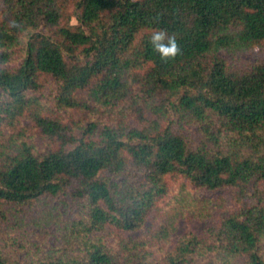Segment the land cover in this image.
<instances>
[{
    "label": "trees",
    "instance_id": "obj_1",
    "mask_svg": "<svg viewBox=\"0 0 264 264\" xmlns=\"http://www.w3.org/2000/svg\"><path fill=\"white\" fill-rule=\"evenodd\" d=\"M263 45L264 0H0V222L67 191L76 208L60 244H0V264H264V56H226ZM191 187L233 206L215 218ZM188 216L205 235L178 234Z\"/></svg>",
    "mask_w": 264,
    "mask_h": 264
},
{
    "label": "rangeland",
    "instance_id": "obj_2",
    "mask_svg": "<svg viewBox=\"0 0 264 264\" xmlns=\"http://www.w3.org/2000/svg\"><path fill=\"white\" fill-rule=\"evenodd\" d=\"M73 22H76V19H73ZM226 56L228 61L234 64V66L243 68L249 61H254L264 56V45L243 51L233 56L230 54ZM53 88V82H46L44 89L38 94L42 96V105L45 107L46 112L50 113L55 112L54 103L49 97L50 90ZM148 115L151 116L150 111H148L147 116ZM163 118L169 119L170 117L166 114ZM172 118L174 119V117ZM85 120H87V118ZM175 121L177 122L174 126L176 129L181 130L194 139V141L198 140L199 135L195 126L189 124L185 120H179V118L176 117ZM35 135L33 136V140L39 145H43V140ZM173 183L176 182L173 181ZM191 191L199 197L212 199L215 205L213 215L215 218H218L233 206L234 188L225 187L216 190H197L191 187ZM71 199V195L69 191H67L57 197H44L42 202L34 203L30 206L27 205L17 209L13 207L10 208L11 212L8 220L0 222V244H6V249L10 254L19 260H22L25 255H37V250H40V254H44L55 243L60 244V240L57 239V236H59L62 231L60 228L67 220L73 217L76 210ZM210 223V219L200 220L196 217L188 216L180 220L177 232L178 234L194 232L205 235ZM138 234L139 232H135L131 236L134 237Z\"/></svg>",
    "mask_w": 264,
    "mask_h": 264
},
{
    "label": "clouds",
    "instance_id": "obj_3",
    "mask_svg": "<svg viewBox=\"0 0 264 264\" xmlns=\"http://www.w3.org/2000/svg\"><path fill=\"white\" fill-rule=\"evenodd\" d=\"M149 41L154 51L160 54L162 60L175 59L178 55L182 54V49L174 35L164 29L154 30Z\"/></svg>",
    "mask_w": 264,
    "mask_h": 264
}]
</instances>
